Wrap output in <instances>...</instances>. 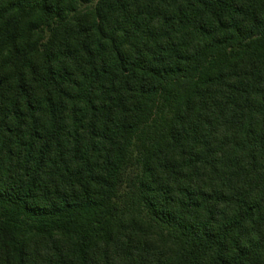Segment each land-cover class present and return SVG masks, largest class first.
<instances>
[{
  "label": "trees",
  "instance_id": "obj_1",
  "mask_svg": "<svg viewBox=\"0 0 264 264\" xmlns=\"http://www.w3.org/2000/svg\"><path fill=\"white\" fill-rule=\"evenodd\" d=\"M0 264H264V0H0Z\"/></svg>",
  "mask_w": 264,
  "mask_h": 264
}]
</instances>
